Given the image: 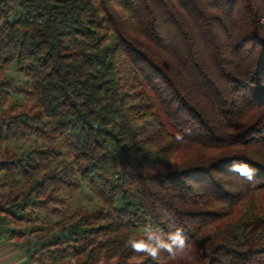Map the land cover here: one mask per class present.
Returning <instances> with one entry per match:
<instances>
[{
    "label": "trees",
    "instance_id": "16d2710c",
    "mask_svg": "<svg viewBox=\"0 0 264 264\" xmlns=\"http://www.w3.org/2000/svg\"><path fill=\"white\" fill-rule=\"evenodd\" d=\"M0 106V235L30 263L264 264V0H0ZM148 228L185 250L133 252Z\"/></svg>",
    "mask_w": 264,
    "mask_h": 264
},
{
    "label": "rangeland",
    "instance_id": "374dc122",
    "mask_svg": "<svg viewBox=\"0 0 264 264\" xmlns=\"http://www.w3.org/2000/svg\"><path fill=\"white\" fill-rule=\"evenodd\" d=\"M6 78L13 85L12 90H10L9 104L10 105L25 104L29 100V98L24 93L28 83V80L25 77V75L20 71L18 66L13 64L7 69ZM6 110H8V108L0 106V112H4ZM158 114L160 115L161 120L166 125L170 133L174 135H180V130L175 128L174 125L167 120L165 114L162 112L160 108L158 109ZM45 142L54 146L58 152L66 153L67 151L66 142L62 138L54 139V140L48 138V140L46 139ZM45 142L41 140L39 141L35 138H27V139L14 140L11 142V146L14 148L17 154L26 155L36 146H43ZM71 202H72V207L75 208L85 207L92 212H96V209L99 205V200L97 195L86 184H84L81 191L73 195ZM220 207H221L220 205H216L215 209H219ZM24 243H21V245Z\"/></svg>",
    "mask_w": 264,
    "mask_h": 264
},
{
    "label": "clouds",
    "instance_id": "9594fccd",
    "mask_svg": "<svg viewBox=\"0 0 264 264\" xmlns=\"http://www.w3.org/2000/svg\"><path fill=\"white\" fill-rule=\"evenodd\" d=\"M232 171L239 172L241 175H248L251 179V173L247 169L233 165ZM145 236L146 239L141 240L129 238L127 244L131 247L133 252L146 254L154 261L158 260L161 251H167L170 255H176L186 248L185 238L179 229L173 233H169L167 241L152 228L146 229Z\"/></svg>",
    "mask_w": 264,
    "mask_h": 264
},
{
    "label": "crops",
    "instance_id": "0c3cea01",
    "mask_svg": "<svg viewBox=\"0 0 264 264\" xmlns=\"http://www.w3.org/2000/svg\"><path fill=\"white\" fill-rule=\"evenodd\" d=\"M0 264H33L25 249L6 236L0 235Z\"/></svg>",
    "mask_w": 264,
    "mask_h": 264
}]
</instances>
